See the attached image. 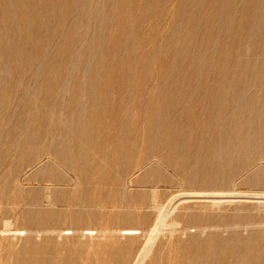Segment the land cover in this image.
<instances>
[{
    "label": "rangeland",
    "instance_id": "obj_1",
    "mask_svg": "<svg viewBox=\"0 0 264 264\" xmlns=\"http://www.w3.org/2000/svg\"><path fill=\"white\" fill-rule=\"evenodd\" d=\"M263 122L264 0H0V264H264Z\"/></svg>",
    "mask_w": 264,
    "mask_h": 264
},
{
    "label": "bare ground",
    "instance_id": "obj_2",
    "mask_svg": "<svg viewBox=\"0 0 264 264\" xmlns=\"http://www.w3.org/2000/svg\"><path fill=\"white\" fill-rule=\"evenodd\" d=\"M192 1V0H191ZM254 1V0H253ZM41 4V3H40ZM198 4V3H197ZM203 4V3H202ZM239 4V3H238ZM255 4V3H254ZM222 8V7H221ZM30 9V8H29ZM241 9V8H240ZM36 10V9H35ZM224 10V9H223ZM214 11V10H213ZM245 11V10H244ZM218 12V11H217ZM46 14V13H45ZM109 14V13H108ZM192 14V13H191ZM188 16V15H187ZM221 16V15H220ZM235 16V15H234ZM253 16V15H252ZM213 17V16H212ZM235 18V17H234ZM90 20V19H89ZM225 20V19H224ZM109 21V20H108ZM226 21V20H225ZM193 22V21H192ZM141 24V23H140ZM153 24V23H152ZM75 25V24H74ZM41 26V25H40ZM250 26V25H249ZM239 27H240V25H239ZM255 28V27H254ZM220 31V30H219ZM234 31V30H233ZM178 32V31H177ZM238 32V31H237ZM150 33V32H149ZM101 34V33H100ZM178 34V33H177ZM223 34H224V32H223ZM8 35V34H7ZM211 35V34H210ZM190 36V35H189ZM197 36V35H196ZM234 36V35H233ZM9 37V36H8ZM169 37V36H168ZM177 37V36H176ZM230 38V37H229ZM53 39V38H52ZM192 39V38H191ZM61 40V39H60ZM187 40V39H186ZM233 40V39H232ZM31 41H32V39H31ZM30 41V42H31ZM185 42V41H184ZM205 42V41H204ZM262 43V42H261ZM14 44V43H13ZM157 45H158V43H157ZM15 46V45H14ZM159 47V46H158ZM203 48H204V46H203ZM218 48V47H217ZM157 49V48H156ZM212 51V50H211ZM48 52V51H47ZM83 53V52H82ZM117 53V52H116ZM180 53V52H179ZM247 53V52H246ZM240 55H242V54H240ZM261 55V54H260ZM84 58V57H83ZM199 59V58H198ZM262 59V58H261ZM48 60V59H47ZM226 61V60H225ZM201 63H199V65H200ZM78 68V67H77ZM19 69V68H18ZM255 72V71H254ZM34 73V72H33ZM74 73V72H73ZM203 74V73H202ZM204 75V74H203ZM229 75V74H228ZM176 78V77H175ZM223 81V80H222ZM76 82V81H75ZM193 83V82H192ZM259 84V83H258ZM239 87V86H238ZM86 88V87H85ZM261 89V88H260ZM206 91V90H205ZM195 93V92H194ZM223 94V93H222ZM221 94V95H222ZM253 95V94H252ZM255 95V94H254ZM158 96V95H157ZM177 96V95H176ZM110 97V96H109ZM241 97H242V95H241ZM249 97V96H248ZM113 98V97H112ZM251 99V98H250ZM261 100V99H260ZM237 103V102H236ZM148 104V103H147ZM244 104V103H243ZM94 105V104H93ZM132 105V104H131ZM137 105V104H136ZM145 105V104H144ZM211 105V104H210ZM214 105V104H213ZM212 105V106H213ZM242 105V104H241ZM254 105V104H253ZM154 106V105H153ZM217 106H220V105H217ZM233 106V105H232ZM248 106V105H247ZM259 106V105H258ZM101 107V106H100ZM138 107V106H137ZM225 107V106H224ZM240 107V106H239ZM253 108H254V106H252ZM148 108H149V106H148ZM151 108V107H150ZM149 108V109H150ZM196 108V107H195ZM217 108V107H216ZM243 108H244V105H243ZM258 108V107H257ZM262 108H263V106H262ZM152 109V108H151ZM150 109V110H151ZM154 109V108H153ZM229 109H230V107H229ZM239 109V108H238ZM99 110V109H98ZM112 110H114V109H112ZM130 110V109H129ZM137 110V109H136ZM147 110V109H146ZM160 110H162V109H160ZM246 110V109H245ZM248 110V109H247ZM142 111V110H141ZM156 111V110H155ZM228 111V109H226V111L225 112H227ZM118 112V111H117ZM138 112V111H137ZM144 112V111H143ZM148 112V111H147ZM150 112V111H149ZM224 112V111H223ZM230 112V111H229ZM262 112H263V110H262ZM135 113V112H134ZM134 113H133V115H134ZM138 113H140V112H138ZM152 113V112H151ZM156 113V112H155ZM160 113V112H159ZM212 113V112H211ZM228 113V112H227ZM146 114V113H145ZM148 114H150V113H148ZM226 114V113H225ZM256 114H258V113H256ZM132 115V117H134ZM164 115V114H163ZM212 115H213V113H212ZM218 115H219V113H218ZM222 115H224V113L222 114ZM227 115V114H226ZM231 112H230V117H231ZM236 115V114H235ZM259 115H260V113H259ZM112 116V115H111ZM117 116V115H116ZM140 116V115H139ZM146 116V115H145ZM165 116V115H164ZM208 116H210V115H208ZM214 116V115H213ZM251 116H253V115H251ZM256 116V115H255ZM142 117H143V115H142ZM153 117V116H152ZM185 117H186V115H185ZM224 117H225V115H224ZM111 118V117H110ZM150 118H151V116H150ZM156 118V117H155ZM154 117H153V120L155 119ZM133 119V118H132ZM146 119V118H145ZM157 119V118H156ZM260 119V118H259ZM258 119V120H259ZM117 120H119L118 118H117ZM143 120H144V117H143ZM162 120V119H161ZM217 120H218V116H217ZM255 120V119H254ZM115 121V120H114ZM150 121V120H149ZM156 121V120H155ZM206 121V120H205ZM256 121V120H255ZM260 121V120H259ZM258 121V122H259ZM261 121H262V119H261ZM117 123H118V121H116ZM135 122H136V120H135ZM145 122H147V121H145ZM220 122V121H219ZM218 122V123H219ZM241 122V121H240ZM141 123H144V122H141ZM155 123V122H154ZM154 123H152V124H154ZM229 123V122H228ZM252 123V122H251ZM251 123H249V124H251ZM254 123V122H253ZM253 123H252V125H253ZM256 123V122H255ZM264 123V122H263ZM198 124V123H197ZM242 124V123H241ZM246 124V123H245ZM248 124V123H247ZM260 124V123H259ZM127 125V124H126ZM177 125V124H176ZM114 126H115V124H114ZM122 126V125H121ZM129 126V125H128ZM132 126V125H131ZM147 126V125H146ZM151 126V125H150ZM164 126V128H165V125H163ZM120 127V126H119ZM118 127V128H119ZM152 127H153V125H152ZM156 127V126H155ZM172 127V126H171ZM197 127V126H196ZM123 128V127H122ZM129 128V127H128ZM141 128H142V126H141ZM144 128H145V126H144ZM147 128H149L148 126H147ZM169 128V127H168ZM225 128V127H224ZM261 128V127H260ZM259 128V129H260ZM123 129H127L126 127L125 128H123ZM123 129L121 130V132L123 131ZM130 129V128H129ZM132 129V128H131ZM143 129V128H142ZM146 129V128H145ZM162 129V128H161ZM222 130H224V132H226L225 131V129H223V127L221 128ZM227 129V128H226ZM257 129V128H256ZM255 129V130H256ZM128 130V129H127ZM134 130V129H133ZM148 130V129H147ZM152 131L154 130V128L153 129H151ZM166 130V129H165ZM196 130V129H195ZM237 130V129H236ZM258 130V129H257ZM128 131H130V130H128ZM142 131V130H141ZM149 131V130H148ZM176 131V130H175ZM186 131V130H185ZM248 131V130H247ZM131 132V131H130ZM136 132V131H135ZM217 132V131H216ZM216 132H215V135H216ZM227 132H228V130H227ZM254 132H256V131H254ZM126 133V132H125ZM124 133V134H125ZM143 133V132H142ZM142 133H141V135H142ZM151 133V132H150ZM153 133H154V131H153ZM165 133V132H164ZM211 133H213V132H211ZM229 133H230V131H229ZM229 133H227V135L229 134ZM247 133V132H246ZM127 134V133H126ZM138 134H139V132H138ZM138 134H137V137H138ZM148 134V133H147ZM146 134V135H147ZM152 134V133H151ZM258 134H259V132H258ZM163 135V134H162ZM168 135V134H167ZM220 135V134H219ZM235 135H238V134H235ZM127 136V135H126ZM129 136V135H128ZM134 136V135H133ZM140 136V135H139ZM151 136V135H150ZM217 136V135H216ZM216 136H214V137H216ZM223 136V135H222ZM231 136H234L233 134H231L230 135V137ZM242 136V135H241ZM246 136H247V134H246ZM135 137V136H134ZM141 137V136H140ZM146 137V136H145ZM155 137H156V135H155ZM172 137V136H171ZM224 137H225V135H224ZM223 137V138H224ZM251 137V136H250ZM148 138H149V136H148ZM200 138V137H199ZM213 138V137H212ZM247 138V137H246ZM246 138L244 139V142H245V140H246ZM256 138V137H255ZM128 139H130V138H128ZM127 139V140H128ZM135 139V138H134ZM140 139H142V137L140 138ZM156 139L157 138H155V141H156ZM215 139V138H214ZM222 139V138H221ZM248 139H252V138H248ZM254 139V138H253ZM133 140V139H132ZM131 140V141H132ZM139 140V139H138ZM150 140H153V139H151L150 138ZM18 141V140H17ZM142 142V141H141ZM253 142H254V140H253ZM63 143V142H62ZM137 143V142H136ZM149 143H151V141L149 142ZM153 143V142H152ZM170 143V142H169ZM234 143V142H233ZM250 143V142H249ZM255 143V142H254ZM122 144V143H121ZM142 144V143H141ZM146 144V143H145ZM164 144V143H163ZM176 144V143H175ZM182 144V143H181ZM210 144H212L213 145V143H210ZM256 144V143H255ZM60 145V144H59ZM123 145V144H122ZM148 145H150V144H148ZM147 145V146H148ZM155 145V144H154ZM159 145V144H158ZM258 145V144H257ZM58 146V145H57ZM110 146L111 145H109V149H110ZM124 146V145H123ZM128 146V145H127ZM137 146V145H136ZM141 146V145H140ZM169 146V145H168ZM225 146H227V145H225ZM248 146V145H247ZM253 146V145H252ZM251 146V147H252ZM115 147V146H114ZM113 147V148H114ZM120 147H121V145H120ZM149 147V146H148ZM158 148H160L159 146H157ZM184 147V146H183ZM208 147V146H207ZM241 147V146H240ZM119 148V147H118ZM122 148V147H121ZM128 148H129V146H128ZM135 148H137V147H135ZM144 148H146V147H144ZM157 148V149H158ZM228 148V147H227ZM237 148V147H236ZM243 148H245V146L243 147ZM249 148H250V146H249ZM253 148V147H252ZM108 149V150H109ZM117 149V148H116ZM124 149H125V147H124ZM124 149L122 148V150L124 151ZM126 149H127V147H126ZM151 149V148H150ZM156 149V150H157ZM214 149V148H213ZM226 149V148H225ZM241 149V148H240ZM247 149V148H246ZM113 150V149H112ZM182 150V149H181ZM215 150V149H214ZM213 150V151H214ZM243 150H245V149H243ZM68 151V150H67ZM72 151V150H71ZM113 151H115V149L113 150ZM119 151V150H118ZM135 151V150H134ZM216 151H218L217 149H216ZM112 152V151H111ZM116 152V151H115ZM120 152H121V150H120ZM127 152V151H126ZM152 152V151H151ZM207 152H209V151H207ZM256 152V151H255ZM55 153V152H54ZM114 153V152H113ZM118 153V152H117ZM122 153H124V152H122ZM128 153V152H127ZM141 153V152H140ZM155 153V152H154ZM264 153V152H263ZM262 153V154H263ZM114 154H116V153H114ZM151 154V153H150ZM254 154V153H253ZM58 155V154H57ZM71 155H72V153H71ZM149 155V154H148ZM113 156V155H112ZM124 156H126V155H124ZM128 156V155H127ZM208 156V155H207ZM147 157V156H146ZM175 157V156H174ZM197 157V156H196ZM202 157H203V155H202ZM125 158V157H124ZM139 158V157H138ZM160 158V157H159ZM165 158V157H164ZM207 158V157H206ZM232 158V157H231ZM137 159V158H136ZM126 160H128V159H126ZM196 162H197V160H196ZM222 162V161H221ZM206 163V162H205ZM62 164V163H61ZM239 164V163H238ZM129 166V165H128ZM69 167V166H68ZM212 167V166H211ZM214 167V166H213ZM246 168V167H245ZM131 169V168H130ZM210 169V168H209ZM213 169V168H212ZM204 170H205V168H204ZM211 170V169H210ZM241 170V169H240ZM205 172V171H204ZM216 172V171H215ZM264 173V172H263ZM216 174V173H215ZM212 175V174H211ZM47 176V175H46ZM196 177V176H195ZM249 178V177H248ZM220 180V179H219ZM85 181V180H84ZM189 183V182H188ZM200 183V182H199ZM204 183V182H203ZM256 184V183H255ZM256 187V186H255ZM202 189H203V187H202ZM202 194V193H201ZM252 194V193H251ZM155 195V194H154ZM191 196V195H190ZM203 196V195H202ZM226 196V195H225ZM154 198V197H153ZM185 199V198H184ZM217 199V198H216ZM154 200V199H153ZM173 200V199H172ZM156 201V200H155ZM186 202V201H185ZM175 204V203H174ZM157 206V205H156ZM170 206V205H169ZM165 209V208H164ZM175 210V209H174ZM167 214V213H166ZM200 214V213H199ZM165 216H167V215H165ZM165 216H163V215H159L158 216V219L156 220V222H155V225H154V228H153V231L155 230V232H158V231H160L161 230V228L165 225ZM251 217V216H250ZM210 218V217H209ZM210 220V219H209ZM178 223V222H177ZM210 224V223H209ZM260 225V224H259ZM169 226H170V223H169ZM168 226V227H169ZM167 227V226H166ZM166 227H163V228H166ZM171 227H172V225H171ZM174 227V226H173ZM196 229V228H195ZM169 230H170V227H169ZM198 230V229H197ZM172 231H176V229L174 230H172ZM121 233V232H120ZM125 234H136V233H138V231H136V230H127L126 232H124ZM152 234H154L153 232H151ZM228 233V232H227ZM171 234V233H170ZM182 234V233H181ZM213 234V233H212ZM213 236V235H212ZM153 237V236H152ZM149 238V237H148ZM219 238V237H218ZM170 239V238H169ZM222 239V238H221ZM151 240H153V239H151ZM190 240V239H189ZM209 240V239H208ZM150 241V240H149ZM206 241H207V239H206ZM210 241V240H209ZM190 242H191V240H190ZM208 242V241H207ZM189 243V242H188ZM187 243V244H188ZM187 244H184L183 243V247L185 248V245H187ZM190 244V243H189ZM188 244V245H189ZM205 244V242L202 244V246ZM187 245V246H188ZM151 246H152V244H151ZM179 247V246H178ZM201 247V246H200ZM188 248V247H187ZM198 248V246L196 247V249ZM204 248H206V247H204ZM211 248V247H210ZM210 248H209V250H210ZM170 249V248H169ZM180 249H182V248H180ZM186 249V248H185ZM193 249V248H192ZM146 250L148 251L149 250V246L146 248ZM177 250H178V248H177ZM178 251H180V250H178ZM186 251V250H185ZM197 251V250H196ZM195 251V252H196ZM167 252V251H166ZM195 252H193V253H195ZM145 253V252H144ZM220 253V252H219ZM231 253V252H230ZM198 254H199V252H198ZM202 254V253H201ZM145 255V254H144ZM200 255V254H199ZM224 255V254H223ZM188 256H189V254H188ZM215 256V255H214ZM214 256H212V258L214 257ZM168 257V256H167ZM170 257V256H169ZM185 257H187V256H185ZM196 256H194V258H195ZM198 257V256H197ZM196 257V258H197ZM207 257V256H206ZM215 258V257H214ZM220 258V257H219ZM170 259V258H169ZM187 259H189V257L187 258ZM185 261H187V260H185ZM196 261V260H195ZM195 261H193L194 263H195ZM202 261H204L203 259H202ZM201 261V262H202ZM169 262H170V260H169ZM189 262V261H188ZM198 262H199V260H198ZM190 263L191 264H193L192 262H191V258H190ZM255 263V262H254ZM261 263V262H260ZM177 264H179V263H177ZM182 264V263H181ZM196 264H198V263H196ZM202 264H204V262L202 263ZM206 264V263H205ZM263 264V263H262Z\"/></svg>",
    "mask_w": 264,
    "mask_h": 264
}]
</instances>
